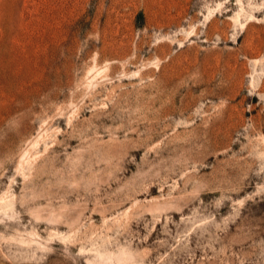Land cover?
Masks as SVG:
<instances>
[{"label": "rangeland", "instance_id": "obj_1", "mask_svg": "<svg viewBox=\"0 0 264 264\" xmlns=\"http://www.w3.org/2000/svg\"><path fill=\"white\" fill-rule=\"evenodd\" d=\"M0 264H264V0H0Z\"/></svg>", "mask_w": 264, "mask_h": 264}]
</instances>
